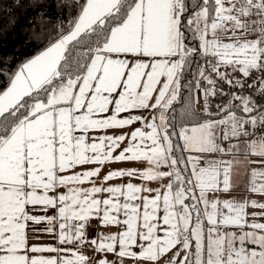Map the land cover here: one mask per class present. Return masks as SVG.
<instances>
[{
  "label": "snow or ice",
  "instance_id": "obj_1",
  "mask_svg": "<svg viewBox=\"0 0 264 264\" xmlns=\"http://www.w3.org/2000/svg\"><path fill=\"white\" fill-rule=\"evenodd\" d=\"M8 9L39 50L0 57V264H264V0Z\"/></svg>",
  "mask_w": 264,
  "mask_h": 264
},
{
  "label": "trees",
  "instance_id": "obj_2",
  "mask_svg": "<svg viewBox=\"0 0 264 264\" xmlns=\"http://www.w3.org/2000/svg\"><path fill=\"white\" fill-rule=\"evenodd\" d=\"M56 11L53 6L49 14L55 18ZM34 15L32 10L0 11V57L11 58L13 68L39 50L38 43L31 39L33 32L29 17Z\"/></svg>",
  "mask_w": 264,
  "mask_h": 264
},
{
  "label": "crops",
  "instance_id": "obj_3",
  "mask_svg": "<svg viewBox=\"0 0 264 264\" xmlns=\"http://www.w3.org/2000/svg\"><path fill=\"white\" fill-rule=\"evenodd\" d=\"M36 53H34L33 55H35ZM33 55H31L30 57H32ZM30 57H28V58H30ZM123 166L124 165H113V167H123ZM233 181H234V183L239 185L238 189H240V190H243L246 187L247 181H248V176H247V170L244 168V166L240 167V170L238 173H234ZM153 186H155V185H153ZM101 231H103V229H101ZM113 231H115V229H113ZM50 242L51 241H49L47 239L40 241V243H50ZM84 251L87 252L89 255L92 254L91 249L86 248V249H84Z\"/></svg>",
  "mask_w": 264,
  "mask_h": 264
},
{
  "label": "rangeland",
  "instance_id": "obj_4",
  "mask_svg": "<svg viewBox=\"0 0 264 264\" xmlns=\"http://www.w3.org/2000/svg\"><path fill=\"white\" fill-rule=\"evenodd\" d=\"M245 195H248L245 191L238 189L236 192L232 193V196L235 197H243ZM250 198H255V197H250ZM250 211H259L258 209H250ZM113 231V229H112Z\"/></svg>",
  "mask_w": 264,
  "mask_h": 264
}]
</instances>
